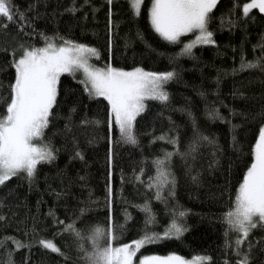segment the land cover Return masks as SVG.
I'll list each match as a JSON object with an SVG mask.
<instances>
[{
	"label": "trees",
	"instance_id": "trees-1",
	"mask_svg": "<svg viewBox=\"0 0 264 264\" xmlns=\"http://www.w3.org/2000/svg\"><path fill=\"white\" fill-rule=\"evenodd\" d=\"M245 2L219 0L208 25L216 43L198 45L186 56L180 53L191 35L175 44L163 40L151 26L152 0H144L139 16L127 0L111 5L106 0H12L28 23L23 31L19 21L0 28V115L14 83L13 53L18 57L21 45L43 46L45 37L97 49L98 58H91L96 66L174 71L176 76L165 85L167 102L145 100L135 121L136 144L124 142L114 123L109 126L110 105L103 97H91L78 74L61 76L48 127L38 139L54 149L55 158L38 164L33 178L21 173L0 186V242L6 241L0 264H88L89 237L96 227L110 228L111 244L120 246L145 231L163 236L173 219L185 229L182 234L145 244L137 259L176 254L209 257L208 264H236L237 234L229 230L225 215L234 209L264 126V71L234 72L242 59L264 56L257 47L264 44V14L254 9L245 17ZM73 7L77 10L69 11ZM214 110L221 119L211 118ZM200 136L214 143L199 141L189 154ZM166 152L174 153L168 162L174 185L171 193L163 187L156 199V189L147 185L157 175L154 161ZM145 203L154 216L147 225L139 207ZM179 211L185 216L179 217ZM69 224L83 239L66 230ZM12 237L29 247L17 248ZM40 240L54 242L62 254L43 248ZM248 241L250 264H264V228L253 229ZM247 243L242 251H248Z\"/></svg>",
	"mask_w": 264,
	"mask_h": 264
},
{
	"label": "snow or ice",
	"instance_id": "snow-or-ice-1",
	"mask_svg": "<svg viewBox=\"0 0 264 264\" xmlns=\"http://www.w3.org/2000/svg\"><path fill=\"white\" fill-rule=\"evenodd\" d=\"M108 5L113 0H106ZM129 9L133 15L139 16L144 0H127ZM219 0H152L150 8L151 26L159 36L170 43H179L180 38L189 33H196L192 42L184 45L180 55L191 56L192 50L198 45H214L213 32L208 25L212 19L211 13L216 8ZM258 10L264 14V0H248L242 5V14L247 17L252 10ZM75 7L69 11L75 12ZM111 21V12H109ZM19 21V30L28 23L23 13H18L12 0H0V28H7L9 23ZM45 47L24 48L18 57L13 53V66L15 68L14 83L10 85V96L6 103L5 112L0 115V186L6 181L21 173L27 178L34 177L37 165L42 162H50L54 157V149L49 145L37 146L33 142L43 136L44 129L48 127L52 109L56 104L58 85L63 74L74 75L81 71L84 79L80 81L91 97H103L110 105V127L115 124L121 139L130 144H136L135 121L138 115L145 110V100H158L167 102L169 95L165 91V85L172 81L176 73L167 71L162 73L145 71L135 68L125 71L111 66L98 68L89 63L92 57L98 58L97 49L72 41H63L57 46L45 37ZM63 40V38H61ZM264 49V44L258 45ZM259 69L264 71V56L254 61L243 60L235 71H249ZM211 118L221 119L218 110L211 113ZM160 140L168 139V143L175 144V139L158 137ZM199 141L214 143L208 137L200 136L190 146L189 154L195 152ZM174 153L166 152L163 159L154 161L157 167V175L148 183L149 188L156 189V199H161L160 190L169 186L172 191L174 179L168 170V162ZM80 156V153H77ZM82 158V156H80ZM139 179V177H137ZM194 181L196 177L192 178ZM143 183V181H141ZM112 189L108 187V199L111 203ZM146 214L145 225L153 223L154 216L148 203L139 206ZM184 211H179V217L185 216ZM3 219V217H0ZM225 221L229 230L234 231L236 264H250L249 253L251 241H248L250 232L258 226L264 228V126L259 129L258 139L254 145V161L247 169L246 175L239 186L235 197L234 209L225 215ZM64 224L63 221H58ZM68 231L75 233L77 237L81 233L71 224ZM183 229L175 219L165 229L163 236L158 233L145 234L129 244L112 247V231L96 227L89 239L93 250L86 253L88 264H133V258L145 244L156 243L161 239L177 238ZM17 248H26L29 245L16 238H10ZM101 240L107 243L101 244ZM247 243L248 251H242ZM6 242V241H4ZM0 242V247L4 246ZM39 244L54 253L62 254L61 249L50 240H40ZM232 247V245H227ZM81 251H85L83 248ZM209 257H199L193 264H208ZM11 264V262H10ZM139 264H189L178 255L167 257L146 256ZM227 264V262H226Z\"/></svg>",
	"mask_w": 264,
	"mask_h": 264
},
{
	"label": "rangeland",
	"instance_id": "rangeland-1",
	"mask_svg": "<svg viewBox=\"0 0 264 264\" xmlns=\"http://www.w3.org/2000/svg\"><path fill=\"white\" fill-rule=\"evenodd\" d=\"M187 35H191V38H190L189 41H188V42L190 43V42H192V40L195 39V35H196V33H189V34H187ZM51 42H53V43L56 44L57 46H61V45H62L61 42H56V41H51ZM45 46H46V44L43 45V46H40V47H45ZM85 46H86V45H85ZM40 47H35V48H40ZM89 63L92 64V65H94V64L91 62V58L89 59ZM94 66H95V67H98V68H105V67H100V66H96V65H94ZM142 69H143V68H142ZM132 70H134V69H132ZM132 70H125V71H132ZM144 70H145V69H144ZM145 71H148V70H145ZM150 72H151V71H150ZM76 74H78L79 77H80L82 80L84 79V75H83V73H82L81 71L76 72ZM33 143L36 144L37 146H43V145L40 143L39 140H35ZM111 246H112V247H119V246H114V245H112V244H111ZM120 246H123V245H120ZM136 254H137V253H136ZM170 255H176V254H170ZM149 256L167 257V256H169V255H166V256H161V255H149ZM178 256H180V255H178ZM145 257H146V256H145ZM180 257L183 258L184 260L188 261L189 264H193V262L196 261L197 258H199L198 256H196V257H194V258H185V257H182V256H180ZM143 258H144V257H141V258L137 259V257L135 256V257L133 258V264H139V262H140Z\"/></svg>",
	"mask_w": 264,
	"mask_h": 264
}]
</instances>
